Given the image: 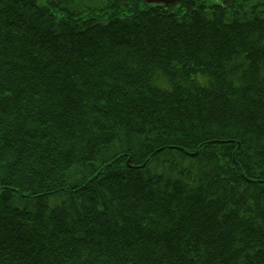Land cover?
Masks as SVG:
<instances>
[{
    "label": "trees",
    "instance_id": "trees-1",
    "mask_svg": "<svg viewBox=\"0 0 264 264\" xmlns=\"http://www.w3.org/2000/svg\"><path fill=\"white\" fill-rule=\"evenodd\" d=\"M0 264H264V0H0Z\"/></svg>",
    "mask_w": 264,
    "mask_h": 264
},
{
    "label": "water",
    "instance_id": "water-1",
    "mask_svg": "<svg viewBox=\"0 0 264 264\" xmlns=\"http://www.w3.org/2000/svg\"><path fill=\"white\" fill-rule=\"evenodd\" d=\"M146 1L152 2V3H168V2L178 1V0H146Z\"/></svg>",
    "mask_w": 264,
    "mask_h": 264
}]
</instances>
